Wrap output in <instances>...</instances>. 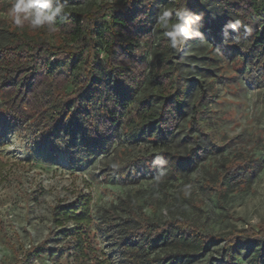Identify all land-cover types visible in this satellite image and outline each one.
<instances>
[{"label": "trees", "instance_id": "1", "mask_svg": "<svg viewBox=\"0 0 264 264\" xmlns=\"http://www.w3.org/2000/svg\"><path fill=\"white\" fill-rule=\"evenodd\" d=\"M86 1L68 0L67 5ZM212 3L219 9L214 18L210 11H203ZM92 4L85 12L66 8L64 18H56L54 34L62 39L58 43L47 40L45 27L32 29L27 23L23 28L6 27L0 21V38L6 41L0 45V114L17 124L34 126L39 143L48 142L52 150L59 138L72 153L77 149L76 135L88 152L103 150V141L113 137L130 146L147 143L151 152L124 161L122 175L143 171L161 179L177 178L209 153L216 154L221 147L200 127L212 89L199 84L198 95L190 103L184 65L171 61L175 52L167 38L162 34L152 48L159 30L154 29L151 9L182 6L202 13L200 30L212 42L210 54L216 48L235 54L249 70L264 77V0H103ZM10 6V1L0 0V13ZM234 19H240L242 26L222 43L221 29ZM245 26L251 28L250 33ZM146 52H150L151 64L144 58ZM144 85L150 90L140 95ZM156 156L164 157L167 165H153ZM221 160L220 168L202 180L201 189L216 191L217 198L224 199L228 192L238 190L251 161L238 156ZM2 167L0 161V172ZM89 200L82 196L76 205H58L53 220L58 226L73 223L72 232L62 233L73 240L77 254L88 264H110L104 257L86 253L87 229L93 223ZM118 208L126 215L121 217L114 209L105 213L109 224L122 234L119 247L127 264H198L220 242L226 243L223 260L217 264H239L240 239L264 238L262 227L247 226L225 240L202 233L183 217L151 221L130 200H123ZM41 247H31L22 259L40 257L45 253ZM50 253L53 258L58 251ZM243 259L245 264H264V239Z\"/></svg>", "mask_w": 264, "mask_h": 264}, {"label": "rangeland", "instance_id": "2", "mask_svg": "<svg viewBox=\"0 0 264 264\" xmlns=\"http://www.w3.org/2000/svg\"><path fill=\"white\" fill-rule=\"evenodd\" d=\"M8 1L11 6L6 13H0V21L6 27H13L16 25L10 9L16 0ZM101 1L88 0L66 8L85 12L90 9L91 2L97 5ZM162 9L160 5L151 9L154 29L159 30L155 32L152 48L163 33L157 23ZM203 11H210V17L214 18L219 9L212 3ZM45 35L50 41L62 40L54 33L45 32ZM204 37L206 44L188 41L183 52L172 54L171 61H181L184 65L191 104L198 95L199 84L212 89L200 127L221 149L216 154L209 153L196 166L188 167L181 177L161 179L143 171L124 174L126 177L122 175L120 166L124 161L151 152L147 143L130 146L123 139L113 137L103 141V150L88 152L76 135L77 149L72 153L59 138L52 150L48 142L39 143L34 126L17 124L0 114V161L3 164L0 172V264H88L86 258L77 254L73 240L62 233L63 230L72 232L73 223L58 226L53 220L55 207L76 205L82 196L90 199L93 220L87 229L86 253L104 257L110 264H127L119 247L122 234L109 224L105 213L114 209L119 216H125L118 208L123 200L132 201L151 221L183 217L202 233L221 235L225 240L247 226L264 229V77L249 70L235 54L216 51L210 54L212 42ZM5 42L0 38V45ZM144 58L151 64L150 52H146ZM149 90L150 86L144 85L140 95ZM177 150L180 152L181 147ZM226 156H238L251 163L238 190L219 199L216 191H203L201 183L210 172L220 168L221 158ZM158 181L164 184L157 186ZM263 239L242 237L237 262L245 264L243 257ZM225 243L214 246L198 264H217L223 260ZM34 246H42L45 253L23 260L26 251ZM56 250L58 254L50 258V252Z\"/></svg>", "mask_w": 264, "mask_h": 264}, {"label": "clouds", "instance_id": "3", "mask_svg": "<svg viewBox=\"0 0 264 264\" xmlns=\"http://www.w3.org/2000/svg\"><path fill=\"white\" fill-rule=\"evenodd\" d=\"M68 0H16L10 12L13 22L17 27L23 28L25 23L32 29L45 27L48 32L58 31L56 18H64ZM186 3V0H185ZM203 14L192 12L187 7L163 8L158 16L157 23L163 29V36L167 38L168 46L175 53L184 51L188 41L197 40L207 43L202 28ZM242 26L240 19L228 21L221 29L222 43L229 39L230 32L238 31ZM246 32H251V28L245 26ZM239 43V37H234ZM215 51L220 54V49ZM153 165L165 166L168 161L162 156L153 159ZM163 175V173H161Z\"/></svg>", "mask_w": 264, "mask_h": 264}]
</instances>
